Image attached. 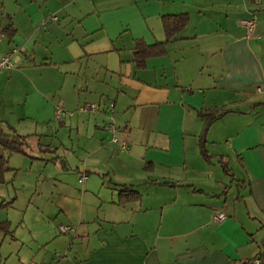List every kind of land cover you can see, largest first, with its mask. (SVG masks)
Segmentation results:
<instances>
[{
	"label": "crops",
	"instance_id": "obj_1",
	"mask_svg": "<svg viewBox=\"0 0 264 264\" xmlns=\"http://www.w3.org/2000/svg\"><path fill=\"white\" fill-rule=\"evenodd\" d=\"M178 14L187 26L140 68L136 41L166 42ZM8 26L0 54L21 51L0 71V126L55 151L19 168L3 153L0 264H264V0H0ZM209 110L227 112L207 161ZM122 185L140 198L120 203Z\"/></svg>",
	"mask_w": 264,
	"mask_h": 264
},
{
	"label": "trees",
	"instance_id": "obj_2",
	"mask_svg": "<svg viewBox=\"0 0 264 264\" xmlns=\"http://www.w3.org/2000/svg\"><path fill=\"white\" fill-rule=\"evenodd\" d=\"M163 26L166 32L167 41L157 42L155 44H147L144 40L138 39L136 41V46L134 50L135 62L140 68H145L147 65V60L151 57L162 56L167 54V43L168 41L177 35L182 29H184L189 23L190 17L188 14H178V15H166L163 16ZM4 35L13 37L15 35V29L12 26H8L3 29ZM226 110H221L220 112H215V110H209L205 112H200V115L206 118L205 129L200 137V148L205 160H211V154L207 149V134L212 123L220 116L225 114ZM39 147L42 148L40 145ZM0 149L3 151H8L10 153H19L31 159H43L39 157L32 156L29 152V142L28 137L19 134L15 130L11 132H5L0 126ZM53 148H43L42 152H54ZM225 171L229 172V169L225 163H223ZM10 170L8 159L0 153V182H4L5 173ZM120 203H125L130 200H137L140 198L139 192L132 189V186L122 185L120 190ZM9 225L7 222H0V230L8 231ZM248 264H254V260Z\"/></svg>",
	"mask_w": 264,
	"mask_h": 264
},
{
	"label": "built area",
	"instance_id": "obj_3",
	"mask_svg": "<svg viewBox=\"0 0 264 264\" xmlns=\"http://www.w3.org/2000/svg\"><path fill=\"white\" fill-rule=\"evenodd\" d=\"M54 19H57V17H54ZM255 24H256V20L254 18L251 19H244L240 22V29L241 31L246 34V36H251L254 29H255ZM43 25H46V21L43 23ZM3 33L0 34V43L2 41L3 38ZM21 51V49L19 47H14L12 50H10L8 53L6 54H0V71H8V70H12L16 67V56L19 55V52ZM114 104L110 105V108H113ZM82 110H89V111H96L99 109V106L97 104H88L85 106H82L81 108ZM63 113H66V110L63 107H60L57 109V115H61ZM109 132H111L112 134V141L116 144H118L120 146L121 149L126 150L129 148V143L127 141H122L120 140V138L118 137L117 133H118V128L115 125H111L109 128ZM88 178L87 174H84L83 177L80 179V182H83L84 180H86ZM214 219L215 220H223L225 219V215L223 213H215L214 214ZM62 231L64 233H67L68 231H70V227L68 226H63ZM254 264H261V259L257 258L254 261Z\"/></svg>",
	"mask_w": 264,
	"mask_h": 264
},
{
	"label": "rangeland",
	"instance_id": "obj_4",
	"mask_svg": "<svg viewBox=\"0 0 264 264\" xmlns=\"http://www.w3.org/2000/svg\"><path fill=\"white\" fill-rule=\"evenodd\" d=\"M29 142V153L32 155V156H35V155H40V156H43V154H40V153H43V152H41L40 150H38L36 147L38 146V142H37V144H33L32 143V141H28ZM5 152L7 153V154H10L9 152H7V151H3V152H0V153H4L5 154ZM40 152V153H39ZM64 153H66V152H60V155H63L62 156V162H61V164L60 163H57V170L58 171H60V172H76V164H77V161H76V163L74 164L71 160L68 162V156L66 155V154H64ZM3 154V155H4ZM14 154V153H13ZM5 156V155H4ZM36 157V156H35ZM44 157H45V155H44ZM49 157V156H48ZM36 160V159H31V157H28V156H25V155H22V154H18V153H15L14 154V159H13V163H15L17 166H18V168H19V166L21 167L22 165H23V163L26 161V160ZM43 160H44V158H43ZM65 160H67V162L65 161ZM48 163L47 161H43V163ZM66 163V165H67V167H69L70 169L69 170H64V164L63 163ZM227 163V165H228V161L226 162ZM51 164V166H55V165H53L54 164V162H52V163H50ZM49 164V165H50ZM10 165H12V164H10ZM61 165V166H60ZM9 171H11V169L9 170ZM14 171V170H13ZM12 171V172H13ZM16 172H18L19 174H18V180H22V179H24L25 178V176H26V171H24V170H16ZM6 179H7V175H6ZM1 183H3V182H1ZM6 183H7V180H6ZM9 184V183H8ZM8 184L6 185V186H8Z\"/></svg>",
	"mask_w": 264,
	"mask_h": 264
},
{
	"label": "water",
	"instance_id": "obj_5",
	"mask_svg": "<svg viewBox=\"0 0 264 264\" xmlns=\"http://www.w3.org/2000/svg\"><path fill=\"white\" fill-rule=\"evenodd\" d=\"M63 164H64V165H66V163H65V162H64Z\"/></svg>",
	"mask_w": 264,
	"mask_h": 264
}]
</instances>
